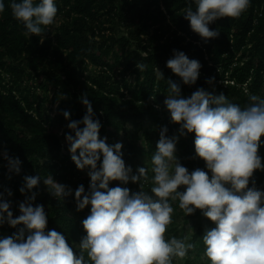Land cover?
I'll list each match as a JSON object with an SVG mask.
<instances>
[{
  "label": "trees",
  "instance_id": "16d2710c",
  "mask_svg": "<svg viewBox=\"0 0 264 264\" xmlns=\"http://www.w3.org/2000/svg\"><path fill=\"white\" fill-rule=\"evenodd\" d=\"M4 2L5 9L0 12V192L7 183L19 195L24 176L37 172L51 174L74 188L81 183L88 188L89 179L81 178L68 142L57 129L68 124L63 110L70 112L71 119H82L86 106L79 97L85 92L94 118L101 122L100 137L113 144L122 135L123 159L135 165V171L150 162L161 127L167 125L171 135L179 125L171 120L163 103L168 78L180 84L183 96L204 87L215 94L223 92L241 107L250 102L249 94L264 97V0H251L238 17L225 16L210 23L219 35L207 41L182 15L188 0H56V20L62 19L54 31L44 34L42 42L38 35H25L24 24L14 18L8 0ZM173 49L200 61L194 84L183 83L167 67ZM137 61L146 65L142 72L136 67ZM155 66L164 79L157 80ZM210 77H215L212 84L208 83ZM48 102H59L53 115V107L46 111ZM194 135L190 133L180 141L179 161L189 171L200 167L211 176L205 161L195 153ZM5 150L20 158L18 173L9 169ZM258 152L264 162V143ZM253 182L264 189V170H254L249 186ZM117 184L121 182L110 181V187ZM149 188L150 183L145 184V190ZM184 188L179 186V190ZM129 189L139 191V184L133 182ZM32 191L36 192L33 205L46 206L45 231L55 229L70 244L78 243L86 234L82 220L89 214L90 205L78 210L74 195L58 201L47 192L43 181ZM173 208L176 216H172L165 238L186 236L193 242L195 247L188 250L185 264H195L196 256H205L202 235L215 226L214 222L203 216L201 209L186 215L178 201L173 202ZM11 209L14 217L20 214L16 207ZM179 213L185 217L180 228L176 222ZM192 222L195 231L190 233L185 227ZM18 227L0 224V237L11 235Z\"/></svg>",
  "mask_w": 264,
  "mask_h": 264
},
{
  "label": "clouds",
  "instance_id": "9594fccd",
  "mask_svg": "<svg viewBox=\"0 0 264 264\" xmlns=\"http://www.w3.org/2000/svg\"><path fill=\"white\" fill-rule=\"evenodd\" d=\"M8 4L14 18L24 24L26 36L38 35L42 42L56 24V0H8ZM250 4L251 0H188L182 15L207 41L219 35L210 23L238 17ZM4 9L5 2L0 0V12ZM166 65L185 84H194L201 68L198 59L177 49ZM136 67L142 72L146 65L137 61ZM154 71L157 80L164 79L159 67ZM214 79L208 78V83ZM166 81L163 103L179 128L168 135L167 125L162 126L150 162L136 171L123 159L121 141L108 144L106 137H100L101 122L94 118L87 92L79 97L86 106L82 119H71L70 112L63 110L72 130L64 134L71 159L77 168H87L90 177L87 189L81 183L74 190L78 210L90 205L82 220L86 234L70 244L61 232L45 231L48 213L43 204L33 205L36 192L32 189L43 181L58 201L73 194V189L51 174L25 175L19 190L31 195L19 202V215L14 217L12 201L7 199L11 189L0 192V224L19 226L11 235L0 237V264H173V258H183L195 247L186 236L165 238L174 201L186 215L201 209L214 222L202 235L208 264H264V189L254 182L249 186L254 170H264L258 152L264 143V97L249 94L250 102L241 107L223 92L215 94L204 87L183 96L177 81ZM190 133H195V153L211 176L200 167L189 171L175 154L180 137ZM3 155L9 169L18 173L20 158L7 150ZM114 180L121 184L110 187ZM129 181L138 183L140 190L130 191ZM180 185L184 190H179Z\"/></svg>",
  "mask_w": 264,
  "mask_h": 264
},
{
  "label": "rangeland",
  "instance_id": "374dc122",
  "mask_svg": "<svg viewBox=\"0 0 264 264\" xmlns=\"http://www.w3.org/2000/svg\"><path fill=\"white\" fill-rule=\"evenodd\" d=\"M61 19H62V18H61ZM61 19L58 18V19L56 20V24H55L54 26H51V29H52L53 31L55 30V28L57 27V25H59ZM49 94H50V97L52 98V96H53V91L50 90ZM58 103H59V102L50 105V103L48 102V103L46 104V106H47V107H46V111L48 110V108L53 107V110H52V115H53L54 110H55L56 107L58 106ZM178 128H179V125L174 129V132H177ZM57 129L59 130L60 134H65V131L68 130V127H67V124H66V125H63V126H61V127H58ZM174 132H173V133H174ZM173 133H172V134H173ZM172 134H171V135H172ZM177 134H178V133H177ZM122 137H123V136L121 135L120 138H119L117 141H121V142L123 143V147H124V140L122 139ZM64 138H65V135H64ZM103 138H104V137H103ZM106 138H107V137H106ZM183 138H184V136H181L180 139H179L178 142H177V145H176V152H175V154H176L177 157L179 156V143H180V141H181ZM117 141H116V142H117ZM106 142H107V143L109 142V139H108V138L106 139ZM122 151H123V148H122ZM131 166H132V168H133V171H135V165H131ZM80 172H81V178H87V179H89V181H90V177H89V175H88L87 168H85V169H80ZM8 183H9V182H8ZM127 185H128V187L130 188V187H132L133 182H132V181H129V182L127 183ZM70 187L73 189V194H70L69 196H73V195H74V190H75V188H74L73 186H70ZM5 188H7V189H11V192H12V195H11L10 197H7V199H9V200L12 201L11 207L14 206V207H16L17 210L19 211V207H18L19 202L25 199V195H26V194H27V195H31V193H30L29 191L26 190V193H20L19 195H16V194L13 193V188L11 187V184H7V183H5ZM182 190H183V189H182ZM5 195L7 196V193H5ZM69 196H67V197H69ZM44 207H46V206H44ZM180 212H181V211H180ZM172 216H176V214H175V213H172ZM177 216H178V217H177L178 220L176 221V222H177V225H178L177 227H179V228H180V227H183V226H184V225H183V222H184V218H185V217H184L181 213H179V215H177ZM194 222H195V224H198V222H200V218H199V219H196ZM194 222L189 223V224L187 225V227H185L186 230H188L190 233L195 231ZM182 225H183V226H182ZM164 235H165V237H167L168 233L165 232ZM203 245H204V244H203ZM198 259H200V260H198ZM185 260H186V256L183 257V258H176V262H175V264H185ZM194 261H195V264H208V258H207L206 256H203V259H202V258H199V257L196 256V259H195Z\"/></svg>",
  "mask_w": 264,
  "mask_h": 264
}]
</instances>
